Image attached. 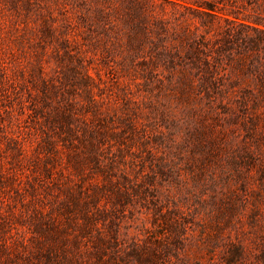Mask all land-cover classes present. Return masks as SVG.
Listing matches in <instances>:
<instances>
[{"label":"trees","instance_id":"trees-1","mask_svg":"<svg viewBox=\"0 0 264 264\" xmlns=\"http://www.w3.org/2000/svg\"><path fill=\"white\" fill-rule=\"evenodd\" d=\"M8 9L12 17L0 23L13 38L0 34V78L17 93L15 72L23 73L22 56L30 49L38 81L26 89L41 105L30 107L32 125L6 130L0 118V153H6L0 158V264H172L185 230L162 200L173 162L161 158L143 173L142 166L128 170L122 157L103 155L107 137L135 126L128 120L118 131L108 127L109 100L89 73L92 68L100 79L89 54L110 73L116 64L138 68L183 99L264 104V0H11ZM220 20L225 24L214 27ZM46 57L61 68L58 82L44 77ZM36 86L39 94L32 93ZM19 104L22 111L27 106ZM202 134L185 141L194 165L196 150L226 149L221 136ZM249 146L240 148L252 162ZM202 171L197 167L195 183L217 184L214 175L204 181ZM257 171L262 184L264 163ZM239 184L245 188V181ZM227 193L233 212L238 191ZM209 199L217 202L215 194ZM127 203L152 211L154 227L139 242L119 238L112 216ZM250 209L254 222L257 208ZM243 255L241 242L231 241L224 259L245 264Z\"/></svg>","mask_w":264,"mask_h":264},{"label":"rangeland","instance_id":"rangeland-1","mask_svg":"<svg viewBox=\"0 0 264 264\" xmlns=\"http://www.w3.org/2000/svg\"><path fill=\"white\" fill-rule=\"evenodd\" d=\"M10 2L0 0V21L12 17L8 9ZM224 24L222 20L214 21L213 26ZM6 28L8 30L0 23V34L6 32L9 38H13ZM22 57L25 60L23 73L15 72L17 80L21 79L17 93L14 94L6 81L0 78V118H3L6 130L32 125L35 117L33 114L28 117L30 107L41 105L40 99L29 96L26 89L32 83L30 80L38 81L35 57L26 47ZM89 58L97 67L100 79L92 68L89 73L104 91L102 95L109 100L105 113L108 127L118 131L126 127L128 120L135 126L134 129L126 128L121 136L107 137L103 155L116 159L122 157L128 170L142 166L143 173H149L150 167L162 159L173 162L171 176L162 181V200L173 210L172 219L182 220L185 230L180 235L182 242L174 248L175 255H170L172 264H227L224 255L229 242L238 240L244 248L245 264H264V182L261 184L257 171L259 164L264 163V104L253 106L251 101H246L244 105L228 102L223 106L217 100L208 101L204 97L183 99L166 83L145 79L138 68L125 69L116 64V70L110 73L107 67L97 64L96 56L89 54ZM48 59V63H43L44 77L58 82L63 75L61 68L52 57ZM116 59V63L119 62ZM163 75L159 73L165 82ZM93 90L99 91L97 87ZM32 93H40L37 86L32 88ZM19 102L27 105L23 111ZM10 107L11 113L4 112ZM38 120L42 121V117ZM207 124L212 130L205 128ZM34 125L38 128L35 120ZM198 133H203L206 138L218 139L221 136L226 149H210L209 154L206 149L203 152L196 150L194 155L199 159L194 165L189 159L190 146L185 141H195ZM242 143L249 144L254 150V161H249L240 148ZM0 146H3L1 142ZM4 154L0 153V158ZM2 160L5 161V157ZM199 166L203 170L204 181L214 175L218 179L217 184L212 186L209 182L202 186L199 181L195 183L192 176L196 175ZM224 170L228 174L223 173ZM240 181H245L244 189H240ZM229 188H236L239 196L234 202L233 212H230L227 200ZM210 194H215L217 202H210ZM105 202L106 199L102 198L99 204ZM253 205L257 208L254 222L250 218ZM120 210L112 216H116L119 238L124 241L139 242L145 237V229L154 227L152 211L139 203H127Z\"/></svg>","mask_w":264,"mask_h":264}]
</instances>
